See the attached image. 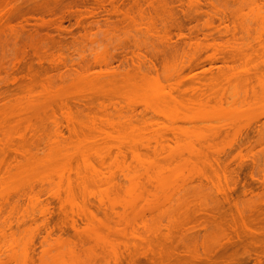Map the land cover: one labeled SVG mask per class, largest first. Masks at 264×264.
<instances>
[{"label":"rangeland","instance_id":"374dc122","mask_svg":"<svg viewBox=\"0 0 264 264\" xmlns=\"http://www.w3.org/2000/svg\"><path fill=\"white\" fill-rule=\"evenodd\" d=\"M38 1L0 0V14L11 12L10 17L14 18L15 16L16 18L13 19L14 21L11 18L13 30L8 29L6 24H0L2 27L5 26L2 30L0 28V85L2 84L0 87L3 88H0L3 90V95L0 92L1 96L5 98L4 93L10 95L12 92H16V83H14L15 85L9 84L13 78H7L10 77V74L11 77L26 76L23 71H20L25 67V62L22 64L25 60L21 55L23 52H20V56H18V52L16 53L18 60L20 58V64L14 63V69H17L18 72L16 73L14 69V71L12 69L9 71L7 68L8 66L10 68V59L13 58L12 51L15 53L19 49L23 51L26 49L25 51L30 53L29 49L33 48L26 46L29 37L25 41L24 48L19 47L21 42L26 39L24 35L23 37L20 35L22 33H30L27 36H33L32 33L39 31L34 36L41 35L43 37L46 32L45 36L49 34L50 37L56 38V41H59L60 38L59 42L62 43L60 46L63 51L61 47L59 50L49 44L51 47L48 45V50H50L48 52L50 53L53 49V53L51 52L52 55L47 57L48 59L45 57L47 61H51L49 58L54 55H56L54 58L60 55L63 56L62 59H67V62L64 60L66 63H63L65 66H68V62L72 60L85 62V58L91 60L92 65L90 64V69H88L91 70L90 75L87 74L86 77L84 73H89V71L82 70L83 73H81V70V72L77 71L79 68L76 69V65L75 70L77 73L83 74V77L72 71L75 73L74 75L77 74L75 78L73 77L76 80L72 79L73 83L69 85L65 83L67 86L64 84L63 87L64 81L59 87L53 82V87H58L59 91L52 90L53 87L50 88L51 82L47 84L49 87H45L42 83L43 92L48 88L53 92L42 94L43 92L38 87L36 89L40 92L32 87L37 94L36 97H33L35 93L33 92V94L32 90L31 92L27 91L33 96L26 91H24L26 96H21L17 91L15 94L13 93L14 95L12 94L15 98L19 96L20 99L17 98V102L15 101V107H12L15 103H13L14 97H12L13 99L9 97L10 105L4 101L6 109L3 110L4 105L0 104V132L9 129L8 133H13L10 135L13 136V141L12 137L10 138L12 144L7 143L11 146L9 148L11 151L6 148L9 145L5 147L3 145L7 141L3 144L0 143V147H3V151L0 148V264H74V260H76V264H85V254L88 252L93 255V257L92 255L88 256L90 255L88 253L87 257L91 258V261H87H90L88 264H132L133 262V264H211L216 247L222 243V239L226 240L224 238L225 225H217L219 213H224L222 211L225 208V211L228 209V213L226 212L222 217H229L228 215L231 213L235 219L238 218L237 210L234 207L217 208L212 205L217 198L221 197L220 192L218 194L216 190L220 189L221 191L227 187V183L223 180H225L224 171L229 167L222 169L221 166V170H224L221 173L220 168L211 159H215L214 156L218 160L224 158L223 161L227 164L241 148L237 159L240 155L242 159L245 157L247 160H242V162L246 166L240 170V173L238 172L239 181L232 198L240 195L243 190L242 185L245 190H252L254 193H258L262 189L259 183H254L249 178V172L251 171V159L258 157V160H261L264 157V153L260 152L262 147L264 148V0H167L168 2L162 0L161 2L164 4L160 0H153L154 4L156 3L155 5L158 6L154 5L155 9H153L142 5L140 11L138 10L141 12L140 15L136 9L134 11L132 8H130L131 13L128 9L130 5H125L129 2L131 4V0H108L112 1L114 7L118 5L117 8L113 7L117 10H113L112 6L111 9L107 6L104 9L105 12L101 8L97 9V6L95 8L94 2L91 1L92 5L89 4L90 0L86 2L84 0H59L58 2L57 0L55 2L54 0L53 2L52 0H43L44 3L50 2L51 4L49 5L51 11L48 9L46 14V10L39 9L41 5L39 8L33 6V4H38ZM40 1V4H43V1ZM190 1L195 4L191 3V6ZM76 2H79L78 5L75 4ZM68 3L71 7L67 6ZM60 4L65 5L62 7ZM30 5L32 6L28 9L34 8L37 11L31 9L32 14L31 10V13H27L28 9L25 10L24 16L28 15V17L25 16V19L32 18L26 19L24 22V16L21 17L24 9L21 7ZM85 6L89 7L86 9L87 11L95 10L96 15L91 20L90 18L85 20L87 12ZM64 7H70L71 10ZM124 7L126 11H123ZM113 11L117 14L109 16ZM120 11L124 18L129 15L130 19L124 20L119 15ZM126 12L128 15H125ZM194 13H198L199 17ZM215 13L224 15L225 21L219 23L217 18L213 19V24L211 27L207 26L210 27L207 29L204 27L205 22ZM62 14L65 19L61 23L62 26L60 25L62 31L57 36L58 30L55 27L59 23L56 24L57 22L55 23L52 18L63 16ZM177 17L179 21L181 20L180 26L183 27L180 29L183 28L182 31L173 27ZM49 18L52 20H47ZM76 18H81V23L78 25L79 27L83 25L82 28L76 27ZM40 19L53 22L46 23L45 21L46 25L43 27ZM88 20L89 22H87ZM169 22L172 24L170 25ZM40 23L44 29L40 27ZM85 27L91 28L87 31L88 34L84 30ZM46 28L47 30H45ZM179 30L185 35L182 37L183 39L181 38L182 41L177 38ZM11 31H13L12 34ZM17 32H20L19 37H22L20 40ZM14 39L17 40L14 42ZM64 40L67 41L66 44H63ZM12 42L14 46L16 45V51L11 48L13 47L11 46ZM69 43L72 44V47ZM63 45H66L65 48H67L65 49ZM137 46L142 50L141 53H147L146 58H148L151 48L173 47L174 49L171 48L173 52L172 50L168 51L170 48L166 49L169 52H167L168 55L171 56L166 54L167 65L160 67V63L156 64L157 72L149 70L148 73L147 70L142 75V72L146 70L142 66L143 71H139H142V74L136 72L138 73L137 77L133 73L135 76L132 75L127 79L109 77L106 78L108 81L105 77L101 78L100 75L99 77L94 74L105 71L107 67H104V62L107 58L109 59L108 56L112 53V48H115L116 53L113 50L115 56L113 54L110 58L116 57V59L114 58L115 61L111 60L113 61L111 64L116 67H114L115 69L111 65L109 67L116 71L117 67L125 68L124 64L126 66L128 63L131 64L132 58L129 59V56L132 54L129 52L132 49V52H135ZM116 48L120 49H118L119 53ZM103 52L108 56L103 55ZM138 52L140 53V51ZM64 53L66 54L64 55ZM68 53L72 55L71 59L66 58L67 55L69 56ZM21 57L23 61H21ZM222 57L227 58V64L225 61H223L224 63L219 61ZM32 58L33 56L30 57L29 54V58L26 57V62ZM125 58H128L129 62ZM62 59L60 63L63 62ZM214 59H218V61H213ZM36 60L38 61L36 57L31 60L34 61L33 67L37 65ZM52 62L51 64L43 60L42 66L45 67L48 63L53 65L54 61ZM63 64L61 63L60 67H58L59 63L57 64L56 68L59 70L56 73L53 69L49 71L51 70L49 69L50 65H47L49 69L47 71L50 73L54 71L55 74L61 70L64 71L61 66ZM197 64L201 66L197 67L199 69L196 68ZM165 66L167 67L165 68ZM194 66L196 70H194ZM35 69L37 68L35 67ZM190 70L193 71L189 72ZM6 71L8 74L10 72L13 74L10 73L8 76ZM119 71L122 69L119 68ZM139 75L144 76L145 79L143 80ZM5 76L9 85H3ZM105 76L107 77V75ZM23 77L21 76L17 81L22 82ZM110 78H113V81ZM109 80L110 84L113 82L112 85L107 83ZM19 82L17 83L19 84ZM65 82L70 83V80L67 79ZM11 87H14L15 90ZM60 87L63 88L60 89ZM4 88L9 92H4ZM55 91L58 94L54 93ZM154 92H157L160 97L162 96V100L164 97L165 100L168 99L164 103L159 100L164 107L159 102L156 105V102H153L154 99L152 103L146 100L147 96L148 98L155 96ZM38 93L42 95L39 96ZM55 95L61 98L63 105L73 106V108L69 107L70 109H68L67 106H63V109L59 110L60 104L56 101L58 98L54 100L53 96ZM3 97L0 98L3 99ZM63 98L66 100V104ZM143 98L148 103L142 101ZM6 100L8 102V99ZM73 100L83 103L85 101V110L82 108L84 111L81 109L80 113L81 106L78 107L79 110H76L74 105L77 107L76 104L78 106L79 104ZM54 101H56L57 108ZM4 102L0 101L3 104ZM112 106H115L116 109H112ZM40 118L41 120H39ZM33 126H36L34 130L28 129L31 127L33 129ZM242 128L245 133L248 131L249 139L246 140L251 143L246 144L247 142L244 140L240 144L242 146L230 154L228 146L225 147V144L228 143V140L231 141L232 136L234 137V133L231 135L233 131L237 132L238 129L241 131ZM257 128L261 130L259 136H256L254 132ZM242 131L241 133L238 131L240 134H237L236 138L239 140L244 138L242 135L244 131ZM236 138L234 137V139ZM218 145H224V154L221 153V148L219 151ZM247 145L252 147L249 148L250 152L246 150ZM213 147H215V152L218 149L220 155L212 153L214 152ZM225 154L226 157H223ZM103 157L108 159V163L100 170H103L104 173H102L106 176L113 172L115 177L110 181H96L87 185L79 184L75 179V174L83 170L85 172V160ZM113 159L119 163H112ZM222 160L221 165L226 166ZM204 161L210 164L214 162L213 169L210 164H204ZM235 162L230 161L229 165ZM208 165L211 168H208ZM120 170L129 176L139 172L144 174L141 173L143 177L140 179L132 178V180L120 176ZM214 171L217 172L219 179L217 177L212 179L211 176L216 175L211 174L215 173ZM123 172L122 174H124ZM227 172L231 173L230 170L226 171L227 178L232 176ZM140 173L139 175L142 176ZM256 173L255 171V175L261 177L262 172ZM204 174L208 177V179L206 178L207 183L202 178V175L205 176ZM209 179H212V182L211 180L209 182ZM102 197L105 201L108 198L114 207H111L112 204L110 207H105L109 204L102 200L100 201L102 203H99V198ZM211 197L213 201H210ZM257 199H253L252 202L258 204L260 199ZM14 203H19V206L17 205V207ZM102 205L105 206L102 207ZM210 205L213 208L209 207ZM60 206L68 215L60 213ZM41 207H44L43 210L49 209L48 212L46 211L47 213L44 212L46 213L44 219L39 212ZM83 207H87L88 213L86 211V214L92 215L93 224L87 222L89 219L86 215L88 220L81 215ZM245 208H242L243 213L246 211ZM213 209L217 211L215 212ZM213 213L214 215L211 216ZM226 214L228 215L226 216ZM69 216L73 221L75 219V230L69 225L70 220H67ZM43 220H45V227L53 230L52 239L59 236L63 238L61 245L52 244L49 247L40 245L39 242L45 233L42 223L40 224ZM100 224H104V227L99 226ZM91 225L94 228L97 227L95 230H99L98 236L94 234L95 232L90 231V229L92 230ZM221 227L223 228L221 229ZM57 228L60 229V232L56 230ZM81 242L82 246H80ZM69 248L74 249L75 257H68V254H65ZM241 251L239 253L242 254ZM246 255L248 254L237 256V264L243 262L255 264V254L248 255L251 256V259L247 257L249 259L245 258L246 260H244ZM56 256L59 258L55 259ZM258 256H256L257 259L260 258V255ZM92 258L94 259L92 260ZM261 260L264 261L263 256Z\"/></svg>","mask_w":264,"mask_h":264},{"label":"bare ground","instance_id":"6f19581e","mask_svg":"<svg viewBox=\"0 0 264 264\" xmlns=\"http://www.w3.org/2000/svg\"><path fill=\"white\" fill-rule=\"evenodd\" d=\"M43 1V0H42ZM59 0H57V2H58ZM65 1V0H64ZM77 1V0H76ZM81 1V0H80ZM87 0H84V2H86ZM94 2V6H95V8H96V6H97V9L98 8H101V9H103V11L105 12V8H107V6H109L110 7V9H111V6H112V8L114 7L113 6V3H112V1H106V0H101V1H98V0H90V2ZM162 0H160V2H161ZM167 0H165L164 2H166ZM25 2V1H24ZM39 3V5L38 4H36V5H34L33 4V6L34 7H37V8H39V6H40V8L39 9H41V11L42 10H46L45 11V14L48 12V11H51V8L49 7V5H51L50 4V2L48 3L47 1V3H44V1H43V4H40L41 3V1L39 0L38 1ZM52 2H53V0H52ZM54 2H55V0H54ZM67 2V1H66ZM92 2L91 3H89V4H91L92 5ZM131 4H130V2H129V4L127 3V4H125V5H130V6H128V9H130V8H132V10L134 9V11H135V9L137 10V12H139L140 11V9H141V6L142 5H147V7L149 6V7H152L153 8V6L156 4H154V1L153 0H134V1H132L131 0ZM164 2L162 3V4H164ZM168 2V1H167ZM35 3H37V2H35ZM79 3V2H78ZM78 3L76 2L75 4H77L78 5ZM81 3V2H80ZM189 3V2H188ZM191 3H193V1L191 2L190 1V5H191ZM31 4V3H30ZM55 4V3H54ZM87 4V6H88V2L86 3ZM115 4V3H114ZM166 4H168V3H166ZM193 4H195V3H193ZM25 5V4H24ZM26 5H27V3H26ZM28 5H29V3H28ZM57 6L59 5V3L58 4H56ZM62 5V7L65 5V4H60V6ZM67 5V4H66ZM81 5V4H80ZM116 5V4H115ZM124 5V6H125ZM159 5H160V3H159ZM21 6V5H20ZM32 5H30V6H24L23 8L21 7V9H24L23 11H22V13L21 14H23V15H21V17L22 16H24V14H25V10H27L28 8H30ZM59 6V7H60ZM67 6H70L69 5V3H68V5ZM82 6H83V4H82ZM118 6V5H117ZM117 6H115L114 8H117ZM122 6H123V4H122ZM155 6H158V5H155ZM154 6V7H155ZM161 6V5H160ZM192 6V5H191ZM44 8V9H42V8ZM49 7V8H48ZM53 7V6H52ZM56 7V6H55ZM61 7V8H62ZM71 7V6H70ZM66 8V7H64L65 9H69V10H71V8ZM75 7V6H74ZM78 7V6H77ZM127 7V6H126ZM146 7V6H145ZM162 7H164V6H162ZM61 8H59V9H61ZM87 8H89V7H87ZM86 8V6H85V10L87 9ZM91 8V7H90ZM113 8V10H115ZM151 8V9H152ZM31 9H34V8H31ZM31 9H28L29 10V12H27V13H31L30 12V10ZM48 9H50V10H48ZM121 9V8H120ZM127 9V10H128ZM143 9V8H142ZM149 9V8H148ZM153 9H155V8H153ZM197 9V8H196ZM19 10H20V8H19ZM48 10V11H47ZM54 10V9H53ZM53 10H52V12H53ZM117 10V9H116ZM115 10V11H116ZM122 10V9H121ZM139 10V11H138ZM32 11V10H31ZM34 11H37V9H34ZM39 11V10H38ZM66 11V10H65ZM87 11V10H86ZM85 11V12H86ZM95 11V10H94ZM94 11L93 10H88L86 13H85V20H87V18H90V20L96 15V13H94ZM107 12H109L108 10H106ZM123 11H126L125 10V7H124V10ZM129 11V10H128ZM130 11H131V9H130ZM133 11V12H134ZM154 11V10H153ZM152 11V12H153ZM40 12V11H39ZM60 12H62V11H60ZM64 12V11H63ZM137 12H135V13H137ZM143 12H144V14H146L145 13V11L143 10ZM11 13V12H10ZM10 13H8V12H6V13H2V14H0V24H6V26L8 27V29L10 28V30L13 28V26H12V22L14 21L13 19L15 18V16H14V18L13 17H10L11 16V14ZM19 13V14H20ZM26 13V14H27ZM35 13V12H34ZM38 13V12H37ZM42 13V12H41ZM49 13H51V12H49ZM48 13V14H49ZM54 13V12H53ZM120 14L119 15H121V17H123L124 18V15L122 16V12L120 11L119 12ZM128 12H126L125 13V15H128L127 14ZM131 13H132V11H131ZM149 13V12H148ZM147 13V14H148ZM32 14H33V11H32ZM40 14V13H39ZM64 14V13H63ZM62 14V15H63ZM98 14V13H97ZM112 14H117V12L116 13H114V11L113 12H111V14L109 15V16H111ZM124 14V13H123ZM138 14V13H137ZM141 14V12H139V15ZM195 15H197L198 16V13H194ZM201 14V13H200ZM219 14V13H218ZM18 15V14H17ZM50 15V14H49ZM57 15V14H56ZM84 15V14H83ZM103 15V14H102ZM105 15H106V13H105ZM107 15V16H108ZM133 15V14H132ZM205 15H207V14H205ZM209 15V14H208ZM211 15V14H210ZM209 15V16H210ZM25 16H27L28 17V15H25ZM25 16H24V22L26 21V19H28L29 20V18H32V17H29V18H26L25 19ZM78 16H81V15H78ZM77 16V17H78ZM20 17V18H21ZM42 17V16H41ZM43 17H44V15H43ZM42 17V18H43ZM97 17V16H96ZM95 17V18H96ZM120 17V18H121ZM128 17V18H127ZM127 17H125L124 18V20L126 19H130V16L128 15ZM136 17H139V16H137L136 15ZM143 17V16H142ZM199 17V16H198ZM11 18H12V20H11ZM23 18V17H22ZM83 18H84V16H83ZM135 18V17H134ZM141 18V17H140ZM178 18V17H177ZM176 18V19H177ZM217 18V20L219 21V23L220 22H224L225 21V16L224 15H217V13H215L214 15H211L210 17H208L207 18V22H205L206 24H205V26L204 27H206L207 29H209L210 27H211V24H213L212 22V20L213 19H216ZM16 19V18H15ZM18 19V18H17ZM53 20H54V22L56 23V24H58L55 28L58 30V33H56L57 34V36H58V34H59V32H61L62 30H60V28H62L61 26V23L64 21V19H65V17H64V15L63 16H60L59 15V17L58 16H56V18H52ZM51 18H49V19H47V20H52ZM105 19V18H104ZM122 19V18H121ZM132 19V18H131ZM184 19V18H183ZM19 20H22V19H19ZM141 20V19H140ZM178 21H179V18L177 19ZM176 20V21H177ZM39 21V20H38ZM45 21H46V19H40V22L43 24V27H45L44 25H46L45 24ZM75 23H77V25H76V27H79V23H81V18H76L75 19ZM93 21V20H92ZM105 21V20H104ZM114 21H116V20H114ZM119 20L117 19V22H118ZM174 21V20H173ZM172 21V22H173ZM176 21H175V25L173 26L174 28H178V29H180L181 27H183V26H180V24H181V20L178 22L177 21V23H176ZM51 22H53V21H51ZM51 22H47L46 21V23H51ZM82 22H83V19H82ZM87 22H89V20L87 21ZM95 22V25L97 26V24H96V21H94ZM172 22L170 23L169 22V24L171 25L172 24ZM27 23H28V21H27ZM40 23V24H41ZM108 23H109V20H108ZM107 23V24H108ZM111 23V22H110ZM174 23V22H173ZM42 24H41V26L40 27H42ZM79 24V25H78ZM61 25V26H60ZM92 25V24H91ZM115 25V24H114ZM1 26V25H0ZM47 26H48V24H47ZM46 26V27H47ZM51 26V25H50ZM53 26V25H52ZM83 26V25H82ZM82 26L81 27H79V28H82ZM207 26H210L209 28L207 27ZM23 27V26H22ZM38 27H39V25H38ZM38 27H37V29H38ZM39 27V28H40ZM42 27V28H43ZM172 27V28H173ZM1 28V30H2V28H5V26L4 27H0ZM86 28V27H85ZM88 28V27H87ZM87 28L86 29H84L85 30V32L87 33V31H89L90 29L88 28V30H87ZM171 28V29H172ZM173 28V29H174ZM176 28V30H178ZM7 29V28H6ZM14 29V28H13ZM12 29V30H13ZM35 29V28H34ZM44 29V28H43ZM42 29V30H43ZM183 29V28H182ZM182 29H180L181 31H182ZM0 30V31H1ZM5 30V29H4ZM15 30H16V26H15ZM22 30H24V29H22ZM21 30V31H22ZM45 30H47V28L45 29ZM49 30V29H48ZM179 30V32H181ZM20 31V32H21ZM25 31V30H24ZM23 31V32H24ZM34 31V30H33ZM35 31H37V30H35ZM220 31V30H219ZM219 31H217V32H219ZM12 32L13 31H11L10 33L12 34ZM19 32V33H20ZM31 32V31H30ZM39 32V31H38ZM38 32H36V33H38ZM179 32H177L178 33V35L179 36H177V38H179V39H181L183 36H185V35H183V33L181 34V33H179ZM197 32H200V31H197ZM209 32V31H208ZM15 33V32H14ZM19 33L17 32V34H15V35H17L18 37H19ZM26 33V32H25ZM25 33H22V34H20V35H22V37H23V35H24V38H26L25 40H24V42L22 43L21 42V45L19 46V47H23L24 48V45H26L25 44V41L28 39L27 37H29V39L27 40L28 42H27V47L29 48H31V47H33V48H31L32 49V51H31V49H29L30 50V53L29 52H27V51H25L26 49H24V51L23 50H20L19 48V50L18 51H16V45L14 46L13 45V42L11 43V46H13V47H11L12 48V50H14V51H16L15 53L12 51V55L11 56H13V58L12 59H10V68H9V66L7 67L8 68V70L10 71L11 69H12V71H14L15 70V72L17 73L18 71H17V69H14L15 68V65H14V63H19L20 62V58H19V60H18V57H17V52L19 53V55L18 56H20V52H23L21 55H22V57H23V59L25 58V60L23 61L22 60V57H21V61H23V63L22 64H24V62H25V64H24V69L22 68V69H20V71H23L24 72V74L26 75L25 77H23L24 75H21L22 77H23V81H22V79H21V81L23 82H19V81H17V79L18 78H21V76L20 77H16V76H14V77H11V74L10 73H12V72H10L9 74H10V77H7L8 79H11V78H13V79H11V81L12 82H10L9 81V84L10 85H15L14 83H16V85H15V89H16V92L18 93V95L19 94H21V96L22 95H25L24 93H26V92H28L29 90H30V92H31V90H32V93L35 91L34 89H32V87H35V89L38 87V89L40 90V91H44L43 89H42V86L43 85H45V87H49V85H47V84H49L48 82H51L52 83V86L50 87L51 89H52V87H53V85L55 84L56 86H58L59 87V85H62L61 83H63V81H64V83H63V87L66 85L65 83H67V85H69V84H71V83H73L72 82V79H73V77L75 78V76H77V74L79 75L80 74V72L83 70V71H89L88 69H90V66L92 65V61L91 60H88V58H85L84 59V57H83V59L85 60V62L83 61L82 62V60H81V62L84 64V66H83V64L81 63V62H79V60L78 59H74V60H78V62L80 63H78L77 61H69L68 62V66H65L64 64L67 62L65 59H62V57L60 56V55H58V53L57 52H55L58 56V58L56 57V58H54V56H56V55H54V56H52V57H50L49 59H51V61H47L46 59H48L47 57H49L50 55H52V50H51V52L49 53L48 51H50V50H48L49 49V47H51L50 45H52V46H54V47H57V49H59V50H61L62 49V51H63V48H62V46H60L62 43H60L59 41H60V38H59V41L57 40L56 41V38L54 39L53 37H50V35L48 34L47 36H45L46 35V32H45V35H43V37L40 35H38L39 37H36V36H34V34H36V33H32L33 34V36L32 35H30V36H27V34L29 35L30 33H26V36H25ZM220 33H221V31H220ZM88 34V33H87ZM14 35V36H15ZM37 35V34H36ZM54 36V35H53ZM85 36H86V34H85ZM190 36V35H189ZM21 36L18 38L19 40H20V38H22ZM35 37V38H34ZM16 38V37H15ZM23 38V39H24ZM48 38H49V40H48ZM185 38V37H184ZM12 40H13V38H11ZM23 39H21V40H23ZM183 39V38H182ZM182 39L181 40H179V41H182ZM17 39H14V42L16 41ZM63 40V39H62ZM184 41V40H183ZM62 42V41H61ZM65 42H67V41H65L64 40V43L63 44H66ZM50 44V45H49ZM70 44V43H69ZM48 45H49V47H48ZM71 45V47H72V44H70ZM64 46V45H63ZM66 46V45H65ZM65 46H64V48H65ZM69 46V45H68ZM60 47H61V49H60ZM136 47V46H135ZM27 48V49H28ZM67 48V47H66ZM65 48V49H66ZM164 48V47H163ZM160 48L159 49V47L158 48H154V49H157V50H155L154 51V49L153 48H151V49H153L152 50V52H151V49L149 50V52L148 51H145V52H148V58H146V54L147 53H145L144 54V52H142L143 53V55H142V53H141V51L142 50H140L139 49V47L137 46V48H135L136 50H135V52L133 51L132 52V50H131V52H129L130 54H132V55H130L129 56V59H131V64L130 63H128L127 65L128 66H126V64H122L125 68H122V66L121 67H119V68H121L122 69V71H119V68L117 67V69H116V71H114V70H111V67H109L110 65L111 66H113L112 64V62L113 61H115L114 60V58L116 59V57H112V59L110 58L111 56H113V54H114V56H115V53H116V50H115V48H112V53L108 56L107 55V53H104L103 55H107L108 57H109V59L107 58V60L104 62V67L106 68H104L105 69V71L103 72V71H99L98 73H100V74H98L97 72H95L94 74H96V76H101V78H103V77H105V79L106 78H109V77H118L119 79H123V77L124 78H126L127 79V77L129 78V77H132V75H136V77H137V74L138 73H136V72H139L140 70H142L143 71V68H146V70H144L142 73L141 72H139V73H141L142 75H144V72H147V70H148V73H149V70H151L152 72H154V71H156L157 72V68H156V64H161V66L160 67H163L165 64L167 65V62H166V59H165V57H166V54H167V56H171V55H168V51L170 50H172V49H174L173 47H168V48H170V49H168V48ZM117 49V51H118V49L119 48H116ZM137 49H139V50H137ZM166 49H168V51H166ZM68 50V49H67ZM67 50H65V51H67ZM115 51V53H114V51ZM120 50V49H119ZM62 51H61V53H62ZM69 51V50H68ZM67 51V52H68ZM74 51V50H73ZM106 51H108V50H106ZM136 51H137V53H136ZM138 51H140V53L138 52ZM32 52V53H31ZM168 52V53H167ZM172 52H173V50H172ZM48 53V54H47ZM118 53H119V51H118ZM29 54H30V57H32L33 56V58L34 57H36V59H38V61L36 60V63H37V65L35 66L37 69H35V67H33V65H32V63H34V61H28V62H26V57H28L29 58ZM32 54V55H31ZM66 53H64V55H65ZM69 54V53H68ZM149 54H151V55H149ZM46 55H48V56H46ZM119 55V54H118ZM159 55V56H158ZM70 56H72V55H70L69 54V56L67 55V57L66 58H70ZM45 57H46V59H45ZM61 57V59L63 60V62H61L63 65H61V66H63V69H64V71H62L61 70V68H60V70L61 71H59L57 74H55L58 70H59V68H56L57 67V64L59 63V65H58V67H60V61H61V59L59 60V58ZM79 57H81V56H79ZM122 57V56H121ZM126 57V56H125ZM131 57V58H130ZM73 58V57H72ZM166 58H168V57H166ZM55 59V60H54ZM71 59V58H70ZM69 59V60H70ZM125 59H127L128 60V58H125ZM218 59H220V58H218ZM218 59H214L213 61H218ZM43 60H45L46 62H49V63H53L52 61H54V64L53 65H50L49 63V65H50V68L49 69H51V70H49L47 67L49 66L47 63V65L45 66V67H43L42 66V64H43ZM57 60V61H56ZM66 62H65V61ZM111 60H113V61H111ZM127 60H126V62H127ZM90 61H91V63H90ZM109 61H111V62H109ZM123 61H124V59H123ZM164 61V62H163ZM212 61V62H213ZM221 63L223 62V61H225V64H227L226 62H227V58L226 57H222L220 60H219ZM30 62V63H29ZM75 62V63H74ZM77 62V63H76ZM120 62V61H119ZM128 62H129V60H128ZM133 62H135V63H133ZM163 62V63H162ZM166 62V63H165ZM211 62V63H212ZM26 63H27V65H26ZM29 63V64H28ZM45 63V62H44ZM55 63H57L56 65H55ZM112 63V64H111ZM224 63V62H223ZM20 64V63H19ZM82 64V65H81ZM91 64V65H90ZM118 64V63H117ZM116 64V65H117ZM119 64H121V63H119ZM147 64V65H146ZM163 64V65H162ZM9 65V64H8ZM18 65V64H17ZM40 65V66H39ZM67 65V64H66ZM77 65V67H76V69H78L77 71H80V72H78L77 73V71L75 70V66ZM130 65V66H129ZM1 66H2V64H1ZM38 66V67H37ZM52 66V67H51ZM65 66V67H64ZM142 66H143V68H142ZM147 66V67H146ZM54 67V68H53ZM114 67H116V66H113L112 68H114ZM127 67V68H126ZM167 66H165V68H166ZM197 67H201L200 66V64H199V66H198V64L196 65V68ZM4 68V67H3ZM16 68H18L17 66H16ZM47 68V69H46ZM55 68H56V70H55ZM182 68H184V67H182ZM189 69H190V67H188ZM193 68H195V66L193 67ZM196 68L194 69V70H196ZM5 70H7L6 68H4ZM14 69V70H13ZM26 69V71H24ZM52 69L55 71V73H54V71H53V73H50L49 71H52ZM103 69V70H104ZM107 69H110V70H107ZM115 69V68H114ZM125 71H124V70ZM192 69V68H191ZM197 69H199V68H197ZM201 69V68H200ZM47 70H49V71H47ZM19 71V73H21ZM72 71H74L75 73H77L76 75H74L75 73H73ZM83 71L81 72V73H83ZM91 71V70H90ZM90 71H89V73L87 72L86 74L84 73V76L86 75L87 76V74H89L90 75ZM131 71H133V72H131ZM150 71V72H151ZM193 71V70H192ZM191 70L189 71V72H192ZM7 72V71H6ZM70 72H72V73H70ZM122 74V76H121V74ZM128 73H130V74H128ZM134 73V74H133ZM7 74H8V72H7ZM7 74H6V76H7ZM9 74H8V76H9ZM13 74V73H12ZM103 74H105V75H107V77L105 76V75H103ZM118 74H119V76H118ZM126 74H127V76H126ZM16 75V74H15ZM82 77H83V74H80ZM134 75V76H135ZM141 75V76H142ZM6 76L4 77L5 78V83H4V81H3V85H5V84H8L6 81H7V79H6ZM85 76V77H86ZM95 76V77H96ZM99 76V77H100ZM140 76V75H139ZM140 76V77H141ZM16 77V78H15ZM72 77V78H71ZM121 77V78H120ZM141 78H143V80L145 79V77L143 76V77H141ZM16 79V80H15ZM70 80V83H68V82H65L66 80ZM113 78H110V80H112ZM25 80H26V82H25ZM73 80H76V79H73ZM107 81H108V79H106ZM110 80H109V82H107V83H109L110 84ZM45 81V82H44ZM57 81V82H56ZM113 81V80H112ZM115 81V80H114ZM0 82H1V79H0ZM17 82H19V84L17 83ZM53 82H54V84H53ZM120 82V81H119ZM22 83V84H21ZM42 83H44L43 85H42ZM8 84V85H9ZM39 84V85H38ZM65 84V85H64ZM112 84H113V82H112ZM112 84H110V85H112ZM2 85V84H1ZM0 85V86H1ZM37 85V86H36ZM40 85H41V87H40ZM66 85V86H67ZM56 86H54L53 88L54 89H52V90H55V89H57V91H59V88L57 87L56 88ZM7 89H8V87L7 86H5ZM42 89H40V88ZM44 87V86H43ZM62 87V88H63ZM0 88H2V87H0ZM12 88V87H11ZM61 87H60V89H62ZM3 89V88H2ZM12 89H14V87L12 88ZM14 89V90H15ZM45 89V88H44ZM49 90V88L48 89H45V92H43L42 94H46V93H51V92H49V91H52V90ZM9 90V89H8ZM8 90H5V88H4V92L5 91H7V93L9 92ZM28 90V91H27ZM34 90V91H33ZM37 90V89H36ZM39 90H37V91H39ZM2 91L3 90H0V92L2 93ZM11 89H10V93H11ZM23 91V92H22ZM24 91H26V92H24ZM39 91V92H40ZM48 91V92H47ZM16 92H12V94L14 93H16ZM21 92V93H20ZM30 92H28V93H30ZM53 92V91H52ZM9 93V94H10ZM35 93V92H34ZM33 93V94H34ZM54 93H57L56 91L54 92ZM5 94V98L6 99H8V102H7V100L3 97V96H1V94H0V97H3V99L2 98H0V101H6V104L8 103L9 105H10V103H9V101L11 100V99H13L12 97H14L12 94H10V95H7L6 93H4ZM41 93L39 94L38 93V95L40 96V95H42ZM58 94V93H57ZM153 94H155V96H153V97H150V98H148V96H147V99L146 100H148V102L149 101H151V103H152V100H153V102H156V105H157V103L159 102V100H161V102H166V100H168V99H166L165 100V97L163 98V100H162V96L160 97L159 96V94H157V92L155 93H153ZM2 95H3V93H2ZM6 95H7V97H6ZM30 95H31V93H30ZM158 95V96H157ZM16 96V95H15ZM26 96V95H25ZM31 96H33V95H31ZM37 96V94L35 93V95L33 96V97H36ZM9 97H11V99L9 100ZM19 97V96H18ZM18 97H14V101H13V103L16 101L17 102V98ZM53 97H55V99L54 100H56L57 98V102H59V104L61 105L62 104V101H61V98L60 97H57L56 95L55 96H53ZM53 97H51V99H53ZM146 97V96H145ZM28 98H29V96H28ZM30 98H32V97H30ZM142 98V97H141ZM16 99V100H15ZM24 99V98H23ZM64 99V98H63ZM151 99V100H150ZM18 100H20L19 98H18ZM58 100H60V101H58ZM165 100V101H164ZM22 101V100H21ZM20 101V102H21ZM56 101H54V103H55V105H56ZM66 100L64 99V102H65ZM68 101V100H67ZM74 101V100H73ZM73 101H71V102H73ZM142 101H145V98H143L142 99ZM11 102V101H10ZM16 102L14 103V105H12V107L14 106L15 107V105H16ZM69 102V101H68ZM75 103H78L79 104V106L76 104V106L77 107H75V105H74V108L76 109V110H79V108L78 107H80L81 106V108H80V110H79V112L81 113V109L83 108L84 110H85V101H84V103L82 102V101H74ZM80 102H81V104H80ZM148 102H146L145 101V103H148ZM161 102H159L160 104H162ZM168 103V102H167ZM4 108H3V110L4 109H6V106H5V102H4V104L3 103H0ZM58 104V105H59ZM64 104V103H63ZM62 104V106L60 107V105H59V107L56 105L55 107L57 108L58 107V109L60 110V108H62L63 106H67V108L68 109H70L69 107H72L73 108V106H68V105H63ZM65 104H66V102H65ZM71 104V103H70ZM0 105V106H1ZM71 105H73V104H71ZM162 106H163V104H162ZM161 106V107H162ZM166 107L168 106V105H165ZM113 107V106H112ZM147 106L145 105V108H146ZM151 107V106H150ZM153 107V106H152ZM164 107V106H163ZM8 108H10V107H8ZM66 107H65V109H67ZM115 108V106L112 108V109H114ZM148 108H149V106H148ZM147 108V109H148ZM13 109V108H12ZM63 109V108H62ZM82 109V110H83ZM86 109H88V107L86 106ZM116 109V108H115ZM119 109H121V108H119ZM153 109H154V107H153ZM156 109V108H155ZM160 109V108H159ZM10 110H11V108H10ZM83 110V111H84ZM118 110V109H117ZM133 110V109H132ZM158 110V109H157ZM83 111H82V113H83ZM135 111V110H134ZM133 111V112H134ZM147 111V110H146ZM1 112V111H0ZM144 113V112H143ZM1 114V113H0ZM39 120H41V118L39 119ZM28 127V126H27ZM34 128L32 129V127L31 128H28V129H30L31 131L32 130H34L35 129V127L36 126H33ZM10 128V127H9ZM14 129V128H13ZM12 129V130H13ZM26 130H28L27 128H25ZM246 129V128H245ZM58 130V129H57ZM242 130L244 131V129L242 128ZM241 130V131H242ZM248 130V129H247ZM256 131H254L255 132V134H256V136H259L260 134H261V130H260V128H257V129H255ZM7 131V130H6ZM6 131L5 132H0V133H2V134H0V135H2L1 137H0V143H4L5 141H7V142H5L3 145H4V147L5 146H8L9 144H12V142L10 141L11 139H12V141H13V136H10V135H13V133L11 134L10 132L8 133V131H9V129H8V131H7V134H5L6 133ZM14 131V130H13ZM241 133V131L238 129L237 130V132H236V130L235 131H233L232 133H231V135H233V133H234V137L236 138L237 137V134H240L239 132ZM242 131V132H243ZM12 132V131H11ZM236 132V133H235ZM253 132V131H252ZM244 134H245V136H244ZM248 131H246V133H245V131H244V133L242 134L243 135V139L241 138V140H239V138H236V139H234V137L232 136L230 139H231V141L230 140H228L227 142L228 143H230V144H228L227 142V144H225V147H227V149H228V152L230 153V152H232L233 150L235 151V149H237V148H240L241 146H240V144L241 143H243L244 142V140H246V139H249V136H248ZM21 136H24V135H21ZM12 137V138H11ZM242 137V136H241ZM11 138V139H10ZM234 139V140H233ZM239 141H238V140ZM9 140V141H8ZM235 140H237V141H235ZM230 141V142H229ZM233 141H235V142H233ZM9 142V144H7ZM231 142H232V144H231ZM245 142H247L246 144H248V140H246ZM249 143H251V141L249 142ZM245 143H244V145H246ZM251 145V144H250ZM250 145H247L248 146V148L246 149L247 151H249L250 152V149L253 147L252 145V147L250 146ZM0 146H1V144H0ZM219 146V145H218ZM224 145H221V146H219V148L218 147H216V148H218L219 149V151H220V148H221V153H223L224 154V147H223ZM11 146L9 145L8 147H6L8 150H10L9 148H10ZM13 147V146H12ZM244 147V146H243ZM251 147V148H250ZM1 148V147H0ZM3 148V147H2ZM1 148V150L3 151V149ZM214 149H212L214 152H212L213 154L215 153V154H217V155H220V152L218 151V149H216L217 150V152L219 153H217V152H215V147H213ZM250 148V149H249ZM241 149V148H240ZM240 149H238V152L236 153V155L235 156H232L231 158L232 159H230V161H233V162H235L236 160L238 161V162H235L234 164L232 163V165L230 164L229 165V162L230 161H228V163L226 164L223 160H224V158H223V160L222 159H216V156H214L215 157V159H211V160H213V161H215V164L217 165V167H221L222 169L225 167V168H227V167H229V168H227V170L226 171H228V170H230V172L231 173H228L227 172V174L229 175V174H231L232 176H228V178L226 177V171H224V177H225V180H223V181H225L226 183H227V187H225L223 190H221L220 191V189H217V188H215V189H217L216 191H218V194H219V192H220V199L219 198H217V200L216 201H214L213 203H212V205L213 206H215V207H234L235 208V210H237V212L236 213H238V218L237 219H235V217H233V215L231 214V213H229V215L228 214H226V216L228 215L229 217H222V216H225V213L228 211V209H227V211H225V208H223V210L224 211H222V212H224V213H219V216H218V220H217V225H219V226H223V225H225V227L224 228H226L225 229V232H224V238L226 239V240H224V239H222V243H220V245H218L217 247H216V250H215V253L213 254V257H212V259L211 260H213L212 261V263L211 264H237V258L238 257H240V255H243V254H248V255H256L257 257H259L258 255H260V258H258L257 259V257L254 255V260H256V261H254V263L255 264H262L264 261H262L261 260V257L263 256L264 257V167H263V169H262V166H264V157L261 159V160H258V157L257 158H253V159H251V165H250V167H251V171L249 172V178L252 180V181H254V183L255 182H257V183H259L260 184V187L262 188V189H260V192H258V193H254V192H252V190H245V188H244V185H242V192L240 193V195H238V197L236 196V197H234V198H232L233 196V192H235V190H236V188H237V185H238V181H239V177H238V172L240 173V170H242V168H244L246 165L244 164V162H242V160H247V159H245V157L242 159L241 158V155L239 156V159H237V157H238V154H240ZM245 149V148H244ZM8 150H7V152H8ZM240 150V151H239ZM264 148L262 147V149L260 150V152L262 153H264ZM6 151V150H5ZM11 151V150H10ZM5 153V152H4ZM233 153V152H232ZM231 154V153H230ZM222 155V154H221ZM227 155H228V153H227ZM226 157V154L225 155H223V157ZM219 157V156H218ZM222 158V157H221ZM240 158H241V161H240ZM247 158V157H246ZM261 158V157H260ZM107 160L108 159H106V158H97V159H95V160H85V172H84V170L83 171H81V172H78L77 174H75V176H76V180L79 182V184H85V185H87V184H90V183H93V182H100V181H110L111 179H113V177H115V173H113V172H111V173H108V175L106 176V174L104 175L103 173V170H100L102 167L104 168L105 166V164L106 163H108L107 162ZM111 160V159H110ZM114 160V159H113ZM116 160V159H115ZM114 160V162H112V163H115V164H117V163H119V162H117V160L115 161ZM120 160H123V159H120ZM221 160L223 161V163H224V165L226 164V166H223V165H221ZM111 162V161H110ZM205 162V161H204ZM121 163H122V161H121ZM214 163V162H213ZM212 163V164H213ZM204 164H210V163H207V162H205ZM212 164H210L211 165V167H212V169H213V167L214 166H212ZM108 165V164H107ZM205 165V166H206ZM210 165H208V168L210 167ZM96 166V167H95ZM230 166H232V167H230ZM234 166V167H233ZM210 167V168H211ZM216 167V166H215ZM216 167V168H217ZM221 168H220V172L222 171L221 170ZM105 170V169H104ZM217 170V169H216ZM121 171V175L120 176H122L123 178H134L135 180H138V179H140L141 177H143V175L142 174H144V173H140L142 176H140L139 175V173L137 174H132V176H129L128 174L126 175L125 174V172H123L122 170H120ZM119 171V172H120ZM208 171V170H207ZM218 171V172H219ZM222 171V172H223ZM255 171L258 173V172H262L261 174V177H259L258 175H255ZM103 172V173H102ZM122 172L124 173V174H122ZM206 172V171H205ZM215 173H211V174H216L217 172L216 171H214ZM221 172V173H222ZM204 173V172H203ZM256 173V174H257ZM119 174V173H118ZM205 174H207V173H205ZM204 174V175H205ZM139 175V176H138ZM146 175V174H145ZM148 175V174H147ZM218 174H216L215 176H211L212 177V179L214 178L215 179V177H217L218 178V176H217ZM137 176V177H136ZM207 176H208V174H207ZM148 176H146V178H147ZM209 177V176H208ZM208 177H206V175L205 176H203L202 175V178H204L203 180L206 182V178L208 179ZM146 178H144V179H146ZM222 178H223V176H222ZM130 179V180H131ZM143 179V180H144ZM148 179V178H147ZM212 179H209L208 181L210 182V180H211V182H212ZM219 179V178H218ZM133 180V179H132ZM134 180V181H135ZM220 181V180H219ZM207 183V182H206ZM215 183H217V182H215ZM212 184V183H211ZM225 184V183H224ZM142 184H140V186H141ZM220 185V184H219ZM139 186V187H140ZM143 186V185H142ZM202 186V185H201ZM204 186V185H203ZM202 186V187H203ZM221 186V185H220ZM142 188V187H141ZM143 188H144V186H143ZM142 188V189H143ZM145 189V188H144ZM143 189V190H144ZM216 194H217V192H216ZM106 198V197H105ZM242 198V199H241ZM260 199V200H258V199ZM204 199H205V197H204ZM253 199H257L258 201H259V203L258 204H256V203H253L252 201H253ZM102 200V202H106V203H108L109 204V206H105V207H110V205L112 204V203H110V200L108 201V198H106V200L107 201H105V199H103V197L102 198H99V203H102V202H100ZM212 200V197H211V199H210V201ZM244 200V201H243ZM213 201V200H212ZM257 201V202H258ZM242 202H243V205H242ZM246 202V203H245ZM214 203H215V205H214ZM16 206L19 204V203H14ZM103 204H105V203H103ZM245 204H247V205H245ZM48 205V204H47ZM212 205H210L209 207H212ZM12 207H15L14 205H11ZM19 206V205H18ZM17 206V207H18ZM103 205H102V207H104ZM241 206H243L242 208H245V207H249V208H245L244 210H246V211H244V213L246 212V214H244L243 213V209L241 208V209H239V207H241ZM111 207H114V205L112 204V206ZM43 208L44 207H41V209L39 208V212H40V214L41 215H43V219H44V214H46L48 211H49V209L47 208H45V210H43ZM213 208V207H212ZM215 209V208H214ZM213 209V210H214ZM248 209V210H247ZM234 210V209H233ZM47 211V212H46ZM59 211H60V213H63V214H67L68 215V213L63 209V207H59ZM86 211H87V207L85 208V207H83V210H82V216L84 217V219H87L86 217H88V219L90 220V222H89V220L87 221L88 223H92V215L89 213V214H86ZM215 211V210H214ZM217 211V210H216ZM215 211V212H216ZM44 212H46V213H44ZM214 212V213H215ZM87 213H88V211H87ZM214 213L211 215V216H213L214 215ZM228 213V212H227ZM70 214V213H69ZM244 214V215H243ZM85 215H86V217H85ZM90 215V216H89ZM72 216V215H71ZM210 216V217H211ZM41 218V219H42ZM227 218V219H226ZM240 218V219H239ZM71 219H72V217H71ZM70 219V216H69V219H67V220H70L69 222H70V227H72V229L73 230H75V228H74V226H75V219H74V221H73V219L71 220ZM210 219V218H209ZM207 220V219H206ZM214 219L212 218V221H213ZM39 221V220H38ZM41 221V220H40ZM211 221V220H210ZM237 221V222H236ZM238 221H239V223H238ZM45 220H43L42 222H40V224L42 223V226L44 227L43 229H44V231H45V233H44V236L42 237V239H41V241L39 242L40 243V245L41 246H47V247H49L50 245H52V244H56V245H61L62 243H63V238H60L61 236H59L58 238H56V239H52V233H53V230L52 229H48V228H46L45 227ZM205 222V221H204ZM72 223V224H71ZM93 224V223H92ZM238 224V225H237ZM104 225V224H103ZM102 224H100L99 226H102V228L104 227ZM92 226V230L90 229V231H92V233H94V234H96L97 236H98V234L97 233H99V230L97 229V230H95L96 228H94L93 227V225H91ZM98 226V227H99ZM60 227V226H59ZM58 227V228H59ZM217 227V226H216ZM56 229V230H59V232H60V229ZM220 228V227H219ZM223 227H221V229H222ZM94 230V231H93ZM218 230V229H217ZM224 230V229H223ZM61 231H62V228H61ZM98 231V232H97ZM228 231V232H227ZM80 246H82V242L80 243ZM238 249H239V251L240 250H242L241 252H242V254L241 253H239V251H238ZM70 250H72V251H70ZM229 251V252H228ZM67 253H65L66 255L68 254V257L70 256V257H75L74 256V254H75V252H74V249L72 248V249H68L67 251H66ZM73 252H74V254H73ZM253 252V253H252ZM64 253V252H63ZM89 254L91 253V252H88ZM88 253L87 254H85L86 256V258H85V264L87 263H89L90 261H91V258H88L87 257V255H88ZM251 253V254H250ZM61 255H63V254H61ZM92 254H90V255H88V256H91ZM215 255V256H214ZM248 255H246V257H244V260H248L249 258L251 259V256L249 257ZM238 256V257H237ZM92 257H93V255H92ZM242 257V258H243ZM247 257H249V258H247ZM42 258H43V256L40 258L41 259V263H42ZM56 258H59L58 256H56L55 257V259ZM214 258V259H213ZM242 258H240V259H242ZM246 258V259H245ZM87 259V260H86ZM94 258H92V260H93ZM116 259V258H115ZM72 260V259H71ZM73 260H74V258H73ZM88 260H90L89 262H87ZM200 260H204V259H200ZM75 262H76V260H74ZM133 261V260H132ZM54 262V261H53ZM74 262V264H76ZM204 262V261H203ZM202 262V263H203ZM132 263V262H131ZM134 263V262H133ZM132 263V264H133ZM208 263H209V260H208ZM244 263V262H243ZM242 263V264H243ZM247 263V262H246ZM55 264V263H54ZM83 264V263H82ZM205 264H207V263H205ZM210 264V263H209ZM239 264H241V263H239ZM245 264V263H244ZM264 264V263H263Z\"/></svg>","mask_w":264,"mask_h":264}]
</instances>
